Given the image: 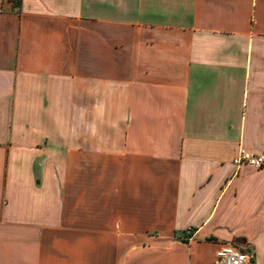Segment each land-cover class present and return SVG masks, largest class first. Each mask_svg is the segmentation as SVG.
<instances>
[{
    "label": "crops",
    "instance_id": "1",
    "mask_svg": "<svg viewBox=\"0 0 264 264\" xmlns=\"http://www.w3.org/2000/svg\"><path fill=\"white\" fill-rule=\"evenodd\" d=\"M264 0H0V264H264Z\"/></svg>",
    "mask_w": 264,
    "mask_h": 264
},
{
    "label": "built area",
    "instance_id": "2",
    "mask_svg": "<svg viewBox=\"0 0 264 264\" xmlns=\"http://www.w3.org/2000/svg\"><path fill=\"white\" fill-rule=\"evenodd\" d=\"M233 163L238 168L245 165L257 169L264 168V152L252 153L245 149H240L239 153L234 157ZM216 257L220 264H252L254 254L235 242H225L217 250Z\"/></svg>",
    "mask_w": 264,
    "mask_h": 264
}]
</instances>
